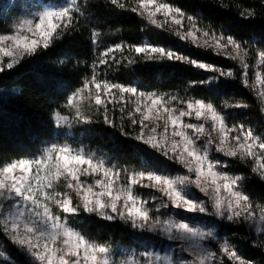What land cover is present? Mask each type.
I'll return each instance as SVG.
<instances>
[{"label":"snow or ice","instance_id":"1","mask_svg":"<svg viewBox=\"0 0 264 264\" xmlns=\"http://www.w3.org/2000/svg\"><path fill=\"white\" fill-rule=\"evenodd\" d=\"M104 3L131 11L182 42L237 62L241 84L252 92L264 113V49L254 52L255 63L250 65L249 49L242 43L199 26L195 16L167 0ZM26 9L23 18L12 23L7 32L0 31V73L78 33L86 12L81 0H35ZM254 15L250 9L241 11L243 18ZM99 36L95 30L90 33L93 45H98ZM96 51L90 74L81 78L53 112L55 128L102 122L118 128L121 136L140 142L180 170L172 175L152 168L121 169L83 149H74L66 140L48 143L32 157L0 164V237L26 257L24 264H255L243 258L230 240L218 239L213 228L195 226L180 213L208 217L210 222L247 225L264 236V203H254L241 189L243 175L223 170L229 159L250 163L251 172L264 182V135L244 123L229 126L225 115L211 102L143 92L102 75L103 69L122 61L134 65L139 59L182 62L218 74L193 82L200 84L221 77L237 79L235 70L218 68L150 43L122 41L103 49L97 47ZM250 68L254 69L251 80ZM173 102L183 107L177 108ZM224 107L250 105L242 100L225 101ZM125 119L132 132L125 128ZM193 119L196 122H191ZM82 177H92V182ZM137 187L159 195L144 199L136 192ZM81 212L174 242L179 245V255L175 251H143L113 259L110 245L90 240L71 226L69 218ZM212 242L214 248L209 246ZM257 247L264 251V242ZM8 255L6 246L0 248V264Z\"/></svg>","mask_w":264,"mask_h":264},{"label":"trees","instance_id":"2","mask_svg":"<svg viewBox=\"0 0 264 264\" xmlns=\"http://www.w3.org/2000/svg\"><path fill=\"white\" fill-rule=\"evenodd\" d=\"M54 1V0H53ZM197 18L198 25L217 33L233 36L249 49V64H254V52L264 49V0H167ZM85 7V18L80 22V31L57 41L47 51L23 60L12 70L0 73V164L21 157L34 156L55 137L63 135L75 148L104 159L109 164L124 169L162 171L176 169V165L154 153L145 145L120 135L118 128L101 123L75 125L71 129L55 128L52 115L63 102L67 93L77 87L81 78L90 74V65L97 58V47L103 49L120 42L138 45L153 44L171 48L185 56L215 65L218 68L233 69L237 79L223 78L211 83H193L209 80L218 75L175 61H149L139 59L134 65L122 61L112 68L103 69L104 78L125 85H133L143 92L174 95L181 98H196L213 103L221 111L229 126L244 123L251 126L258 135H264V114L252 92L239 79L241 69L237 62L213 54L211 51L193 47L180 41L163 29L148 25L131 11L108 6L104 0H81ZM250 9L255 15L243 18L241 11ZM10 22L0 16V31L7 32ZM100 33L98 45L90 41V33ZM120 56L119 53L116 54ZM63 61V63H61ZM254 76L249 69V79ZM244 101L248 108H225L224 102ZM111 108V106H110ZM111 115V113H110ZM116 122L121 123L120 113H115ZM125 128L132 132L128 121ZM148 163L145 164L144 161ZM230 175L245 177L241 189L254 203H264V182L251 172V164L229 160L224 169ZM190 222L197 218L187 216ZM73 228L88 239L111 246L115 253L141 252L155 245L154 237L148 233L134 232L119 222H107L92 215L80 213L69 218ZM219 233L236 245L239 254L264 264V251L258 244L263 242L247 225L219 226ZM0 244L6 246L8 259L14 264H24L26 258L17 248L0 237Z\"/></svg>","mask_w":264,"mask_h":264},{"label":"rangeland","instance_id":"3","mask_svg":"<svg viewBox=\"0 0 264 264\" xmlns=\"http://www.w3.org/2000/svg\"><path fill=\"white\" fill-rule=\"evenodd\" d=\"M35 0H0V16L4 19H7L8 22H10V24L12 25V23H14L16 20L18 19H21L23 18V16L26 14V5H29V4H32L34 3ZM55 2V0L53 1ZM186 23V22H185ZM190 44V43H189ZM191 45V44H190ZM193 46V45H192ZM195 47V46H193ZM221 57H224V56H221ZM225 58V57H224ZM7 59V58H5ZM254 71V69H253ZM254 77V76H253ZM173 104L177 107V108H180V107H183V105H179V104H176L175 102H173ZM264 114V113H263ZM189 118L185 117V120L187 121ZM191 122H196L194 119L191 120ZM162 123V122H161ZM68 135V132H63V135L61 136H58V137H55L53 141L51 142H55V141H60V142H64V136H67ZM50 142V143H51ZM68 142V141H67ZM201 144L203 143L202 141L200 142ZM72 146V145H71ZM73 147V146H72ZM74 149H82V148H75L73 147ZM216 158H219V159H227V158H224L222 156H218ZM104 160V159H103ZM230 160V159H229ZM105 161V160H104ZM107 163V161H105ZM170 162V161H168ZM171 163V162H170ZM109 164V163H107ZM110 166H113L114 164H109ZM115 166V165H114ZM179 166L176 165V169H171V168H165V169H162L161 172H163L164 174H172V175H175L177 171H179ZM224 170V169H223ZM82 179H87V181L89 183L92 182V177H82ZM136 192L142 196L144 199H149L151 195H159L158 193H154L152 192V190L150 189H144V188H140V187H137L136 189ZM197 195L199 196L200 194L197 193ZM74 200H75V197H74ZM151 206V205H150ZM85 214V213H84ZM86 215H89V214H86ZM180 215L182 217H186L187 216H191L192 218H197L198 221L196 223H193L195 226H200V227H210V228H213L214 232L218 234V239L220 240H223V239H226L224 236H222L220 233H219V226L221 223L224 224V226L226 225H230V224H227V222H220V221H215V222H210L211 221V218H208V217H204V216H201V215H194V214H189V213H180ZM99 219V218H98ZM249 228V227H248ZM253 232V234L257 237H259L263 242H264V236H261L260 234L254 232L253 230H251ZM149 234V233H148ZM152 235V234H151ZM154 237V240H155V245H152L150 246L147 250H143V251H157V252H160L161 254H164L165 252H172V251H175L178 255H179V252H178V247L179 245L174 243V242H169L159 236H155V235H152ZM214 245H215V242H212L211 247L214 248ZM2 244H0V248H2ZM18 250V249H17ZM19 251V250H18ZM141 251V252H143ZM135 252H130V253H115L114 251H112V255H113V259H120L123 255H128V254H133ZM140 252L138 253H135V254H139ZM184 258L187 259L189 258L187 256V254H183ZM26 258V257H25ZM4 264H14L12 261H10L9 259H7ZM256 264V263H255Z\"/></svg>","mask_w":264,"mask_h":264}]
</instances>
